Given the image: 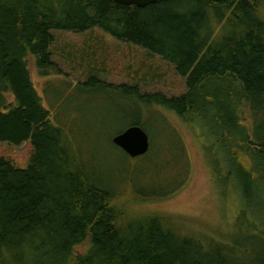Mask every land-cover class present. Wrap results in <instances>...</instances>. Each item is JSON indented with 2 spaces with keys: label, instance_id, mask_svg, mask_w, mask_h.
<instances>
[{
  "label": "trees",
  "instance_id": "obj_1",
  "mask_svg": "<svg viewBox=\"0 0 264 264\" xmlns=\"http://www.w3.org/2000/svg\"><path fill=\"white\" fill-rule=\"evenodd\" d=\"M93 30L158 57L184 79L177 97L95 77L78 85L127 101L118 116L130 126L144 129V112L157 109L199 130L213 174L242 205L231 233L215 238L156 214L129 216L115 203L124 179L105 176L85 158L96 149L52 123L27 60L43 77L58 73L55 35ZM113 136L110 146L127 159ZM149 140L137 158L145 166L153 161ZM0 142L33 149L23 170L0 159V264H264V0H170L143 9L111 0H0ZM136 174L129 178L136 201L176 190L154 181L139 188L146 177Z\"/></svg>",
  "mask_w": 264,
  "mask_h": 264
},
{
  "label": "rangeland",
  "instance_id": "obj_2",
  "mask_svg": "<svg viewBox=\"0 0 264 264\" xmlns=\"http://www.w3.org/2000/svg\"><path fill=\"white\" fill-rule=\"evenodd\" d=\"M51 51L58 73L48 71L43 77L36 60L29 57L27 68L32 85L52 123L71 132L78 144L96 149L94 157L87 153L85 158L93 166L98 165L105 176L110 172L113 180L124 179L120 185L123 195L115 202L117 207L129 216L159 215L194 234L221 238L231 233L242 205L238 195L219 183L213 174L215 167L202 149L206 141L201 139L199 143L195 138L199 130L195 134L177 116L164 110L144 112L142 119L147 125L143 130L153 142V161L145 166L138 159H125L110 146L109 139L131 124L129 119L118 116V108L126 109L127 101L98 92L85 93L78 85L95 77L113 86L137 87L142 93L177 97L185 91L184 79L158 57L117 42L98 30L81 35L57 33ZM180 145L184 155L179 151ZM32 152L30 142L19 146L0 142V159L17 169L28 167ZM133 171L137 173L135 179L146 177L139 188L154 181L164 191L175 186L176 190L164 199L136 201L129 180Z\"/></svg>",
  "mask_w": 264,
  "mask_h": 264
},
{
  "label": "water",
  "instance_id": "obj_3",
  "mask_svg": "<svg viewBox=\"0 0 264 264\" xmlns=\"http://www.w3.org/2000/svg\"><path fill=\"white\" fill-rule=\"evenodd\" d=\"M119 5L146 8L159 1L170 0H111ZM112 144L121 150L130 159H137L145 156L150 150V140L147 133L139 126H130L112 138Z\"/></svg>",
  "mask_w": 264,
  "mask_h": 264
}]
</instances>
